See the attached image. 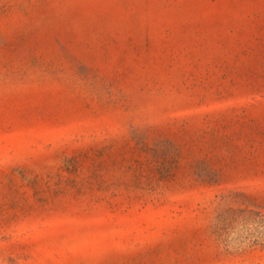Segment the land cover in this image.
Listing matches in <instances>:
<instances>
[{"label": "rangeland", "instance_id": "374dc122", "mask_svg": "<svg viewBox=\"0 0 264 264\" xmlns=\"http://www.w3.org/2000/svg\"><path fill=\"white\" fill-rule=\"evenodd\" d=\"M0 264H264V0H0Z\"/></svg>", "mask_w": 264, "mask_h": 264}]
</instances>
